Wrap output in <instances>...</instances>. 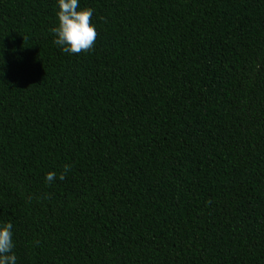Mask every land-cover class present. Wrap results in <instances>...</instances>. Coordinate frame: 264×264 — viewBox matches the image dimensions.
Here are the masks:
<instances>
[{"label": "trees", "instance_id": "trees-1", "mask_svg": "<svg viewBox=\"0 0 264 264\" xmlns=\"http://www.w3.org/2000/svg\"><path fill=\"white\" fill-rule=\"evenodd\" d=\"M80 6L97 37L68 54L56 0H0L17 264H264V0Z\"/></svg>", "mask_w": 264, "mask_h": 264}, {"label": "clouds", "instance_id": "clouds-1", "mask_svg": "<svg viewBox=\"0 0 264 264\" xmlns=\"http://www.w3.org/2000/svg\"><path fill=\"white\" fill-rule=\"evenodd\" d=\"M56 24L51 29L54 34L53 43L68 54H79L92 48L97 31L91 23L93 9L81 7L80 0H56ZM55 178L63 180V175L55 172L46 173L44 179L51 183ZM13 225L9 221H0V264H17L13 252Z\"/></svg>", "mask_w": 264, "mask_h": 264}]
</instances>
